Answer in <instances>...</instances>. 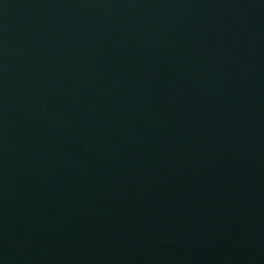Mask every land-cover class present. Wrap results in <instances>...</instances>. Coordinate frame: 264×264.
Returning a JSON list of instances; mask_svg holds the SVG:
<instances>
[{"label": "water", "instance_id": "1", "mask_svg": "<svg viewBox=\"0 0 264 264\" xmlns=\"http://www.w3.org/2000/svg\"><path fill=\"white\" fill-rule=\"evenodd\" d=\"M0 264H264V0H0Z\"/></svg>", "mask_w": 264, "mask_h": 264}]
</instances>
